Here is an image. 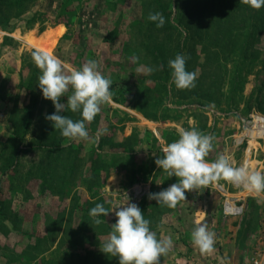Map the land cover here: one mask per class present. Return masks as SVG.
Returning <instances> with one entry per match:
<instances>
[{"label": "trees", "instance_id": "obj_1", "mask_svg": "<svg viewBox=\"0 0 264 264\" xmlns=\"http://www.w3.org/2000/svg\"><path fill=\"white\" fill-rule=\"evenodd\" d=\"M77 1L79 0H61L52 20L46 10L39 8L41 0H0V30H12L20 23L31 29L39 23L41 32L46 25L59 23L61 15L73 12ZM124 1L126 0H120ZM140 1L142 19L128 25V34L134 35L137 30L136 36L148 40L141 44L145 52L144 58L152 55L154 59L150 66L158 68L154 77L156 79H153L156 80L157 88L153 92L147 85L145 78L150 75L146 73L145 77L132 79L128 86L118 85L117 93H112L111 87L115 85H111L112 101L123 104L124 98L121 97L127 94L131 97L129 100L132 106L142 115L150 117L152 115L146 109L147 106L160 104L159 106L168 110L165 104L154 100L152 93L162 97L168 90L174 98L192 96L214 102L221 98L228 100L229 96L234 99V96L240 94L245 77L257 64L261 62L264 67V56L258 48L260 36L264 34V7L253 9L246 0H169L165 3L162 0ZM48 4V9L51 10L50 0ZM150 12L163 14L166 22L162 28H157L153 22L148 21ZM130 39L124 46L127 58L135 57L131 41L136 38L132 36ZM6 40L12 39L4 36L2 43ZM33 51L22 55L23 67H26ZM177 54L185 55L186 69L188 67V71L196 73L195 87L191 89H177L172 83L167 86L171 74L168 61ZM27 68L26 75L19 73L18 83L19 89L25 91V98L12 102L7 108V121L11 131L0 139V264H113L117 257L103 253L100 248H89L88 243H84L86 241L81 243L83 247L77 251L67 249L66 246H77L74 240L79 235L88 240L92 231L102 233L103 230L109 234L111 229L108 223L100 217L101 222L95 223L97 218L90 216L89 210L97 203L104 206V198L99 196L104 178L111 169L119 167L118 158L133 153V150L123 148L121 155L114 153L108 157L92 149L87 153L89 165H84L81 144L62 137L59 130L54 129L52 123L45 119L46 115L54 112L53 104L42 97L37 87L40 70L35 63L31 65L29 61ZM221 80L223 83L220 86ZM224 86L227 92L223 89ZM59 102L64 103L66 99L64 101L60 98ZM263 102L264 98L259 104L264 106ZM262 107L258 106L257 109L264 112ZM61 114L74 121L81 118L79 113L68 110ZM98 114L99 112L93 120L98 118ZM92 122H86L87 130ZM35 128L37 133H34ZM111 139H108L109 146L118 144ZM103 145L100 141L98 147ZM28 155L31 158L25 167L24 158ZM135 167L137 165L133 163L132 178L136 173ZM33 181L39 182V193L48 192L60 199L67 198L69 191H72L73 197L76 190L82 187L88 191L90 201L86 202L85 207L70 209L63 229L61 222H58L56 229L55 226L48 227L45 222L49 236H33L21 230L22 222L12 208L13 198H30L29 191L26 193L24 188ZM140 209L147 219H153V212H164L155 200L146 208ZM150 209L152 213H149ZM76 211L81 216L74 223L73 215ZM262 222L264 223V217ZM13 232L26 239L20 249L16 244H1L2 239Z\"/></svg>", "mask_w": 264, "mask_h": 264}, {"label": "rangeland", "instance_id": "obj_2", "mask_svg": "<svg viewBox=\"0 0 264 264\" xmlns=\"http://www.w3.org/2000/svg\"><path fill=\"white\" fill-rule=\"evenodd\" d=\"M41 1L40 9L44 11V0ZM50 1L51 10L49 9L47 12L53 20L57 4L60 0ZM167 1L169 0H162V3ZM74 5V10L70 8L74 12V15L73 12H70V15L64 14L59 18V24L65 27L66 33L58 44L57 38L53 44V48L60 53L56 57L61 60L66 73H70L73 69H79L89 60H95L99 70L111 80V85H115L111 87L112 93L113 91L117 93L116 88L118 85L128 86L132 79L145 77L144 75L147 72L144 71V68L150 66V62L154 58L150 54L149 57L144 58L145 52L141 43L146 38L136 36L138 34L137 30L134 31V35L128 34V25L132 21L142 19L141 1L79 0ZM22 24L20 23V25H17L12 30H0V131L6 127V123L8 122L6 121L7 108L12 102L14 103L18 99L25 98V91L20 90L18 87L19 73L21 72L23 75H26L28 73L27 66L29 61L31 65H33L34 61L32 55H30L26 67H23L21 57L24 52L30 53L35 50L30 47L32 45L36 48L35 43L37 39L44 38V34L42 35L44 29L39 32V23H36L31 29L26 28ZM4 36L10 37L12 40H6L2 43ZM132 36L136 38L131 41L133 53H135V61L133 60V56L127 58L124 55V46L126 42L131 40ZM258 48L264 56V34L260 36ZM152 65L154 64L152 63ZM228 68L230 67L228 66ZM186 70L188 71V67ZM156 72L157 70L145 78L147 85L153 92L157 88L155 86L156 80H153L156 79L154 78L156 77ZM171 79L170 74L167 86L171 85ZM221 83H223V80L220 81V86ZM223 89L227 92L226 86ZM70 94L71 88H69L66 96ZM152 95L156 102L160 101L162 105L165 104L168 110L163 109L162 106H159L160 104L147 106L146 109L152 116L146 117L132 106L129 100L131 97L124 94L121 97L122 99L124 98L123 104L110 99L109 102L100 105L98 118L92 120V125L88 126V133L90 135H88L87 139L71 140L76 144H81L80 152L84 155V165L86 166L89 165L87 153L92 149H96L99 154L108 155V157L116 153L117 150L122 152L123 148L127 149L129 147L133 150V153L131 152L129 155H124L123 158H118L117 166L119 165V167L114 168L121 170L117 172L124 174V177L121 176L123 177L121 185L112 184L119 189V193L122 192L123 188L126 190L125 186H127V183L132 181L131 170L133 163L137 165L135 172L140 176H144L141 178L151 176L153 170L151 166L154 164V160L163 155V149L168 144L179 138L181 128H196L202 134L214 136L213 148L205 158L209 162L214 161L218 155H224L234 167L244 166L250 172L258 171L264 173V130H262V134L256 139L259 140L258 142L250 140V137L245 138L246 140L243 139L237 145L235 144L237 137L235 135H241L245 131L253 130V125L250 128H246L249 124L251 113L264 116V112L257 109L258 106H263L259 103L264 98V67L261 62L245 77L241 92L238 96H234V99L229 96L228 100L221 98L217 102H214L204 99L200 100L192 96L174 98L171 91L168 90L167 94L162 97L158 96L157 93H152ZM61 99L65 101L66 97H61ZM258 129L260 128L258 127ZM36 131L35 128L34 133H37ZM113 134H116L120 140H117L118 144L109 146L108 139L112 140ZM124 136L125 138H122ZM124 139L127 140L124 141ZM100 141L104 144L101 148L98 147ZM158 146H160V149ZM102 151L104 152L102 153ZM30 158V155L24 158L25 167L29 164ZM157 171L158 178H156L157 181L152 188L153 193L160 192L177 180L174 176L168 177L163 169H158ZM223 181L222 179L217 181L218 185L226 186L229 192L230 190H234L225 181L223 184ZM24 191L26 193L29 191L30 199H24L20 203V206H17V214L23 224V227L21 224V230L24 228L25 230L23 231L33 236L44 237V235H48L46 223H44L46 219L47 221L45 222H47L48 227L55 226L56 229L58 222H61L63 229L70 209L74 208L76 210L77 206L85 207L87 206L86 202L89 200L88 191L82 187L76 190L73 197L72 191H69L66 199H60L56 195L45 192L53 197L49 202H44V192L39 193L38 181L30 182L24 188ZM125 193L127 194L115 195V199L119 201L121 197L125 198L124 196L128 194L135 196L132 191L127 190ZM261 194L264 195V192H261ZM54 198L59 202H52ZM105 199L106 201L108 200L107 195L103 199L104 203ZM152 201L154 200H150L147 197L148 205ZM179 202L174 208L160 204V210L164 211L162 214L153 212V219L150 217L148 219L153 232L156 231V228L160 229L161 224L168 223V214L176 210ZM216 202V208L219 211L221 201ZM246 205V211L240 225H237L240 220L228 219L221 215V218L225 220L224 223H227L230 227L229 229H231V226L237 225L236 234L233 236H236L235 246L233 247L235 257L231 259L230 264H252L253 246L264 236V223L262 222L264 217V199L247 200ZM139 208L144 207L140 206ZM150 212L152 213V209L149 210ZM36 215L37 219L35 220L34 217ZM80 216L81 213H74L73 222L77 223L80 220ZM108 216H102L103 219H100L106 221L111 229V224L115 222V219H111ZM161 221L165 222L161 223ZM164 226L165 224L162 227V231ZM231 230L227 232L231 233ZM60 231L62 233V230ZM92 232L89 234L88 240L81 235L77 237L76 234L77 238L74 242L77 243V246L71 244L66 246V248L77 251L83 247V244H81L83 241H86L84 243H88L89 248H101L108 234L103 230L102 233H98L97 231ZM24 243H26V239L13 232L2 239L1 244L7 246L16 244L18 249H20V246ZM113 264H118V258Z\"/></svg>", "mask_w": 264, "mask_h": 264}, {"label": "clouds", "instance_id": "obj_3", "mask_svg": "<svg viewBox=\"0 0 264 264\" xmlns=\"http://www.w3.org/2000/svg\"><path fill=\"white\" fill-rule=\"evenodd\" d=\"M246 3L257 10L264 7V0H246ZM147 19L157 28H162L166 22L160 12H150ZM31 55L40 70L37 87L42 97L50 100L54 107V112L46 115L45 119L69 141L87 139L89 133L86 122L90 123L94 119L100 111V105L110 101L111 80L103 75L95 60H89L79 69L66 73L56 56L40 50L33 51ZM133 60L136 58L133 57ZM186 60L185 55L177 54L168 61L171 83L177 89L195 87L196 73L186 70ZM156 70L158 68L152 66L144 68L149 74ZM69 88L71 94L66 96ZM61 97H66V102H59ZM66 110L79 113L81 118L74 121L61 114ZM213 141L214 136L211 134H202L196 128H181L179 138L168 144L163 149V155L154 160V164L163 169L168 177L174 176L177 180L160 192L150 193L148 199L155 200L156 204L174 207L179 201H185L187 191L206 188L221 179L243 186L249 192H264V173L250 172L244 166L234 167L224 155H218L211 162L206 160L213 148ZM127 201L113 202L110 211L100 203L89 210V215L97 218V224L101 222V216L105 217L109 213L115 216V222L111 224V231L100 250L117 257L118 264H159V258L172 246L171 236L158 239L141 209ZM204 217L205 213L200 211V218L194 221L191 242L202 253H207L213 250L215 233L208 229Z\"/></svg>", "mask_w": 264, "mask_h": 264}, {"label": "crops", "instance_id": "obj_4", "mask_svg": "<svg viewBox=\"0 0 264 264\" xmlns=\"http://www.w3.org/2000/svg\"><path fill=\"white\" fill-rule=\"evenodd\" d=\"M61 1V0H60ZM60 1L58 2L57 6L59 5ZM39 8L42 4V1L39 2ZM48 0H44V10L48 11ZM58 25V26H57ZM56 27L62 32L57 37V44L60 41V39L63 38L64 34L66 33V29L62 24H54V25H46L44 29V40L46 39L48 32L56 30ZM79 28V26H78ZM81 28V27H80ZM30 48H33L35 50H39L31 45ZM52 47L49 54H52L54 56L60 54L56 49ZM41 51V50H40ZM7 112V110H6ZM7 117V116H6ZM5 119V117H4ZM7 121V120H6ZM11 131L10 123H6V127L0 131V139L4 138L9 132ZM113 140L118 142V136L116 134H113ZM122 138H125L122 137ZM259 140H256L255 142H258ZM79 144V143H77ZM160 149V146H158ZM104 151H102L103 153ZM116 155H121V151L115 153ZM211 162V161H210ZM153 168L152 174L149 177L141 178L144 176H140L139 174L135 173V176L132 178V181L127 183L126 190L123 188L122 192H118V188L113 186V183H116V185H121L123 182L124 174L121 172V170L117 169H111L108 175L104 178L102 182V187L100 188L99 196L106 198L107 195V201L105 199L104 207L107 210H111V206L113 202H116L115 195L118 194H127L125 191H132L133 194H128L124 196L125 198L121 197L119 202L124 203L130 202L135 203L138 207L143 206L146 208L148 205L147 203V197L148 194L153 193V186L154 183L157 181L156 178H158V167L153 164L151 166ZM118 168V167H117ZM112 172V173H111ZM123 176V177H121ZM140 176V177H139ZM217 182L211 183L206 188H200L198 191H188L185 196V201L182 200L179 202V204L176 207V210L174 212H170L168 214V223L165 221V226L162 231V227L164 224H161V228L154 231L156 233V236L158 239H163L164 237L171 236L172 238V246L170 247L169 251L162 255L159 258V264H230L231 259L235 257V240L236 236L233 237L236 234V227L237 225H240V223L243 221L242 217H235V218H228V219H235L240 220L238 221L237 225L228 226L227 223H224V219L221 218V206L219 208V211L217 210V202L221 201L220 193L217 191ZM129 193V192H128ZM230 193L234 196H241L244 198L245 202L247 200L252 199H264V195L260 193L255 192H249L246 189L241 190L240 192H237L235 190H230ZM114 197H113V196ZM53 198L48 193H44V202H49V200ZM30 199V198H29ZM66 199V198H63ZM24 198L22 196H18L13 198L12 202V208L14 211L17 212V206H20V203H22ZM59 202L56 198L52 200V202ZM90 201V198H89ZM16 206V207H15ZM84 207V206H82ZM200 211L205 213L204 220L208 225V229L215 233V242L213 246V250L211 252L202 253L198 248L194 247L191 242V232L195 226L194 221L198 218H200ZM80 213L78 211L75 212ZM109 218L115 219L114 213L108 214ZM35 220L37 219V215L34 217ZM102 218V216L100 217ZM103 219V218H102ZM38 223V222H37ZM45 223V221H44ZM38 225V224H37ZM23 227V224H22ZM39 228V226H38ZM45 228V227H44ZM25 230L24 228H22ZM31 230V227H30ZM229 230H231V233H228ZM228 231V232H227ZM232 246V247H231Z\"/></svg>", "mask_w": 264, "mask_h": 264}, {"label": "built area", "instance_id": "obj_5", "mask_svg": "<svg viewBox=\"0 0 264 264\" xmlns=\"http://www.w3.org/2000/svg\"><path fill=\"white\" fill-rule=\"evenodd\" d=\"M249 124L246 128H250L253 125V130L245 131L241 135H235L236 140L235 144L241 143V141L245 138H250V140H256L260 134H262L261 127H264V116L257 115V113H251L250 115ZM258 127L260 129H258ZM246 140V139H245ZM228 186L234 188L235 191L240 192L241 190L245 189L243 186L234 185L230 182L225 181ZM224 184V181H223ZM217 192L220 193L221 196V213L225 218H235V217H243L246 211V202L243 197L234 196L229 192L224 185H216ZM252 264H264V236L261 237L259 241L253 246L252 252Z\"/></svg>", "mask_w": 264, "mask_h": 264}, {"label": "bare ground", "instance_id": "obj_6", "mask_svg": "<svg viewBox=\"0 0 264 264\" xmlns=\"http://www.w3.org/2000/svg\"><path fill=\"white\" fill-rule=\"evenodd\" d=\"M58 26V25H57ZM62 32V30H60V28L58 29L56 27V30L48 32L46 39L44 40L43 38H39L36 40V48L41 50V51H46V52H50L53 44L56 40V38L60 35V33Z\"/></svg>", "mask_w": 264, "mask_h": 264}]
</instances>
